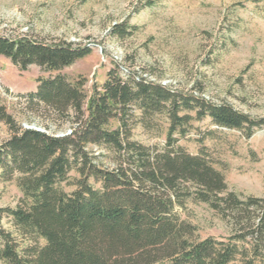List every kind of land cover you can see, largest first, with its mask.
Wrapping results in <instances>:
<instances>
[{"label": "trees", "instance_id": "1", "mask_svg": "<svg viewBox=\"0 0 264 264\" xmlns=\"http://www.w3.org/2000/svg\"><path fill=\"white\" fill-rule=\"evenodd\" d=\"M128 31L127 24L114 27L116 34ZM91 52L90 46L65 40L0 35V56L20 69L38 65L58 72L39 77L27 100L71 126L62 136L16 128L0 107V118L15 129L0 146V168L4 174L19 173L24 194L18 206L0 209V258L8 264H264V197L243 199L228 191L224 175L205 151L191 154L175 137L185 135L193 119L210 117L247 135L264 119L133 73L123 75L118 65L88 92L84 79L72 80L59 71ZM156 114L168 117L166 144L147 146L134 140L132 126L138 120L149 126L147 120ZM90 145L113 151L116 166L102 167V153L94 154ZM72 170L80 177L68 193L59 184ZM191 196L228 216L231 235L198 238L195 226L182 221L177 209ZM3 213L31 244L21 247L2 228Z\"/></svg>", "mask_w": 264, "mask_h": 264}, {"label": "rangeland", "instance_id": "2", "mask_svg": "<svg viewBox=\"0 0 264 264\" xmlns=\"http://www.w3.org/2000/svg\"><path fill=\"white\" fill-rule=\"evenodd\" d=\"M116 24H127L128 33H114ZM0 35L90 46L88 56L59 71L72 80L84 79L88 92L118 65L123 75L133 73L173 91L228 104L254 119H264V0H0ZM56 73L38 65L22 70L0 56V107L12 116L16 128L29 125L34 127L29 129L57 136L71 132L69 122L60 124L42 107L28 104L27 94L36 90L38 78ZM147 121L149 126L140 120L132 126V138L163 147L168 117L156 114ZM190 123L185 135H175L177 144L191 154L204 150L224 175L228 191L243 199L264 197V124L247 135L244 130L220 126L210 117ZM14 133L0 118V146ZM89 147L96 155L102 153L98 159L102 167L116 166L113 151ZM18 177L17 171L4 174L0 168V209L22 203ZM79 177L72 170L59 187L71 193ZM177 209L182 221L195 226L198 238L218 239L233 232L228 216L193 196ZM1 225L21 247L32 243L31 238L19 235L7 213ZM38 242L45 241L40 238ZM0 264L8 263L0 258Z\"/></svg>", "mask_w": 264, "mask_h": 264}, {"label": "water", "instance_id": "3", "mask_svg": "<svg viewBox=\"0 0 264 264\" xmlns=\"http://www.w3.org/2000/svg\"><path fill=\"white\" fill-rule=\"evenodd\" d=\"M27 128H34L33 126H29V125H26ZM37 130H40V129H37ZM63 134H60L58 136H62Z\"/></svg>", "mask_w": 264, "mask_h": 264}]
</instances>
